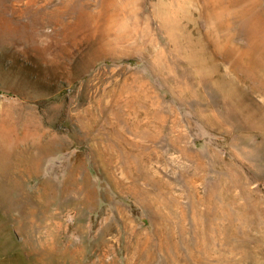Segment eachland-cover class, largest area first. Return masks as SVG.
Listing matches in <instances>:
<instances>
[{
    "label": "rangeland",
    "instance_id": "obj_1",
    "mask_svg": "<svg viewBox=\"0 0 264 264\" xmlns=\"http://www.w3.org/2000/svg\"><path fill=\"white\" fill-rule=\"evenodd\" d=\"M0 264H264V0H0Z\"/></svg>",
    "mask_w": 264,
    "mask_h": 264
}]
</instances>
